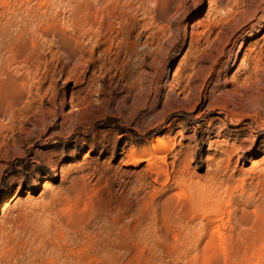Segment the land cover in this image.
I'll use <instances>...</instances> for the list:
<instances>
[{
  "label": "rangeland",
  "instance_id": "1",
  "mask_svg": "<svg viewBox=\"0 0 264 264\" xmlns=\"http://www.w3.org/2000/svg\"><path fill=\"white\" fill-rule=\"evenodd\" d=\"M214 223L264 264V3L0 0V264H223Z\"/></svg>",
  "mask_w": 264,
  "mask_h": 264
},
{
  "label": "bare ground",
  "instance_id": "2",
  "mask_svg": "<svg viewBox=\"0 0 264 264\" xmlns=\"http://www.w3.org/2000/svg\"><path fill=\"white\" fill-rule=\"evenodd\" d=\"M264 3V0H261ZM184 32H188V27L184 29ZM172 151V145L169 144L163 138L157 136L148 144L147 146L142 147V149L138 152H133L130 156V165H137L140 161L144 160L147 162V169L149 172H154L157 177H164L165 181L170 179V175L167 169V158L169 153ZM254 160V159H253ZM256 161L252 162V165L255 164ZM178 180L175 181L176 184L184 183V178L179 176ZM197 189H193L191 185H189V189L192 190L191 195L188 197V201L184 203L183 212L192 209H200L203 211L204 215H220L223 210L222 206V198L220 197V188L216 187L215 190H209L207 188L199 189L197 185H195ZM18 194V193H17ZM59 195V192L54 193L50 196V198H55ZM18 195H14L13 198H17ZM174 198L168 197L163 202L162 215L167 214L169 210H172L174 204ZM10 203H5L4 209H7ZM222 210V211H221ZM163 215V216H164ZM220 220V218L214 219L215 223ZM209 230L208 225H204L202 229L194 235V239L191 241L194 242V247L196 253L200 252L207 256L209 253L213 254L215 259L220 258L223 264H252L251 255L252 251L249 249L250 242L248 243V237L245 236L242 240V244L232 245L230 241V235L225 232L224 224L221 226L215 225ZM169 232L168 230H165ZM177 238L181 236V232H178L176 235ZM206 238V247L200 249L199 242ZM104 255L99 256L96 260L95 264H106L108 261L102 259ZM209 261V257H208ZM78 261L76 262V264ZM209 264V263H208Z\"/></svg>",
  "mask_w": 264,
  "mask_h": 264
}]
</instances>
